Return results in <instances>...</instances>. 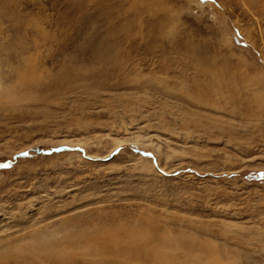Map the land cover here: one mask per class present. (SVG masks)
I'll return each mask as SVG.
<instances>
[{
    "label": "rangeland",
    "instance_id": "1",
    "mask_svg": "<svg viewBox=\"0 0 264 264\" xmlns=\"http://www.w3.org/2000/svg\"><path fill=\"white\" fill-rule=\"evenodd\" d=\"M215 262L264 264V0H0V264Z\"/></svg>",
    "mask_w": 264,
    "mask_h": 264
},
{
    "label": "bare ground",
    "instance_id": "2",
    "mask_svg": "<svg viewBox=\"0 0 264 264\" xmlns=\"http://www.w3.org/2000/svg\"><path fill=\"white\" fill-rule=\"evenodd\" d=\"M210 74H211V73H210ZM212 74H213V73H212ZM212 76H213V75H212ZM211 82H212V81H211ZM216 86H217V85H216ZM218 86L220 87V84H219ZM219 87H218V88H219ZM225 87H226V86H225ZM210 88H211V87H210ZM215 88H216V87H215ZM210 92H212V91H210ZM198 97H199V96H198ZM197 101L200 102V104H203V105L206 104V105H207V103H206L205 101H204V102L201 101L200 98H198ZM209 105H210V104H209ZM169 243H170V242H169ZM129 249H130V248H129ZM138 249H139V248H138ZM113 250H114V249H113ZM134 250H136V249H134ZM164 250H165V249H164ZM165 251H166V250H165ZM101 252H103V251H101ZM131 252H132V251H131ZM139 252H140V251H139ZM129 253H130V252H129ZM133 253H134V252H133ZM137 253H138V252H137ZM137 253H136V254H137ZM142 253H143V252H142ZM127 255H130V254H128V252H127ZM143 255H144V254H143ZM130 256H131V255H130ZM140 256H141V255H140ZM146 256H147V255H146ZM134 258H135V257H134ZM215 264H216V262H215Z\"/></svg>",
    "mask_w": 264,
    "mask_h": 264
}]
</instances>
